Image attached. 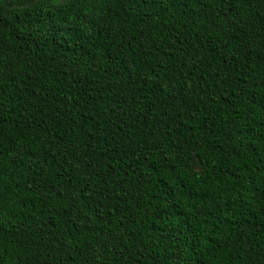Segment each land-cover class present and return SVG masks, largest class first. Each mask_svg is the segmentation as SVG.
Instances as JSON below:
<instances>
[{
    "label": "trees",
    "instance_id": "trees-1",
    "mask_svg": "<svg viewBox=\"0 0 264 264\" xmlns=\"http://www.w3.org/2000/svg\"><path fill=\"white\" fill-rule=\"evenodd\" d=\"M0 264H264V0H0Z\"/></svg>",
    "mask_w": 264,
    "mask_h": 264
}]
</instances>
